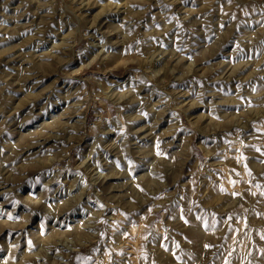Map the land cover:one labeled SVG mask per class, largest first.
Returning a JSON list of instances; mask_svg holds the SVG:
<instances>
[{
    "label": "rangeland",
    "instance_id": "rangeland-1",
    "mask_svg": "<svg viewBox=\"0 0 264 264\" xmlns=\"http://www.w3.org/2000/svg\"><path fill=\"white\" fill-rule=\"evenodd\" d=\"M0 264H264V0H0Z\"/></svg>",
    "mask_w": 264,
    "mask_h": 264
}]
</instances>
